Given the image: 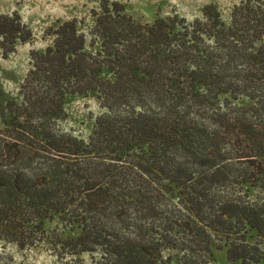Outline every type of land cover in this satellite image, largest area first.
I'll return each mask as SVG.
<instances>
[{
  "label": "trees",
  "instance_id": "16d2710c",
  "mask_svg": "<svg viewBox=\"0 0 264 264\" xmlns=\"http://www.w3.org/2000/svg\"><path fill=\"white\" fill-rule=\"evenodd\" d=\"M99 10L93 50L75 20L51 28L19 101L0 103V241L49 240L56 264H216L217 243L261 264L264 0L234 5L229 24L213 5L192 22ZM32 36L0 14L3 58ZM75 95L103 109L87 139L60 124Z\"/></svg>",
  "mask_w": 264,
  "mask_h": 264
},
{
  "label": "rangeland",
  "instance_id": "374dc122",
  "mask_svg": "<svg viewBox=\"0 0 264 264\" xmlns=\"http://www.w3.org/2000/svg\"><path fill=\"white\" fill-rule=\"evenodd\" d=\"M125 13L141 24L153 23L156 19L177 14L188 22L202 18L206 6L218 9L224 23L229 24L231 10L242 0H118ZM99 0H0V14L20 15L23 23L32 31L30 42L19 44L8 58H3L0 50V103L7 100L19 101L20 87L31 69V51H43L50 44L47 35L51 28L65 21L75 20L78 29L85 34L87 49L91 46V31L94 13L99 12ZM108 77V74L103 75ZM66 118L61 127L76 136L87 139L92 133L96 118L103 112L94 97L69 96L65 100ZM49 234L57 233L65 238L67 230L58 223L47 226ZM217 243L213 249L216 264H235L228 260L226 248ZM54 246L46 240L23 249L16 244L0 241V264H56ZM88 259V257H87ZM264 264V259L261 261Z\"/></svg>",
  "mask_w": 264,
  "mask_h": 264
}]
</instances>
